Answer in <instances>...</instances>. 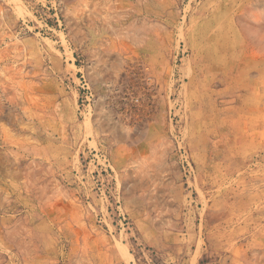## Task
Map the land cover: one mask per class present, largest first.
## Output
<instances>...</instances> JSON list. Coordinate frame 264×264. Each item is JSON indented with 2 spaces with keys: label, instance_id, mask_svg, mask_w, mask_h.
I'll list each match as a JSON object with an SVG mask.
<instances>
[{
  "label": "rangeland",
  "instance_id": "rangeland-1",
  "mask_svg": "<svg viewBox=\"0 0 264 264\" xmlns=\"http://www.w3.org/2000/svg\"><path fill=\"white\" fill-rule=\"evenodd\" d=\"M0 264H264V0H0Z\"/></svg>",
  "mask_w": 264,
  "mask_h": 264
},
{
  "label": "bare ground",
  "instance_id": "bare-ground-1",
  "mask_svg": "<svg viewBox=\"0 0 264 264\" xmlns=\"http://www.w3.org/2000/svg\"><path fill=\"white\" fill-rule=\"evenodd\" d=\"M221 36V35H220Z\"/></svg>",
  "mask_w": 264,
  "mask_h": 264
}]
</instances>
